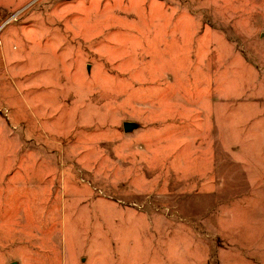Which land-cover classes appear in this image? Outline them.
<instances>
[{
  "label": "rangeland",
  "instance_id": "1",
  "mask_svg": "<svg viewBox=\"0 0 264 264\" xmlns=\"http://www.w3.org/2000/svg\"><path fill=\"white\" fill-rule=\"evenodd\" d=\"M0 264H264V0H0Z\"/></svg>",
  "mask_w": 264,
  "mask_h": 264
},
{
  "label": "water",
  "instance_id": "2",
  "mask_svg": "<svg viewBox=\"0 0 264 264\" xmlns=\"http://www.w3.org/2000/svg\"><path fill=\"white\" fill-rule=\"evenodd\" d=\"M136 127V124L133 122H124L123 123V129L124 131H131L132 129H134Z\"/></svg>",
  "mask_w": 264,
  "mask_h": 264
}]
</instances>
